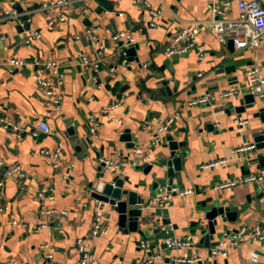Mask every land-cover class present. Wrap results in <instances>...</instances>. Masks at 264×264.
<instances>
[{"label":"crops","instance_id":"crops-1","mask_svg":"<svg viewBox=\"0 0 264 264\" xmlns=\"http://www.w3.org/2000/svg\"><path fill=\"white\" fill-rule=\"evenodd\" d=\"M49 1L0 0V37L4 36L0 40V81L4 82L0 116L18 126L10 129L0 124V161L19 164L24 172L21 178L13 177L0 166V260L79 264L77 239L84 238L97 264H144L155 253L161 257L154 264H254L257 259L264 263V241L257 238L238 242L226 255L213 254L227 233L242 226L264 229L263 182L218 187L222 181L264 169V149L252 152L247 161L234 153L241 145L255 143L258 133L264 136V99L245 100L249 94L246 70L257 66L264 74V34L257 46L244 49L230 45L229 39L220 40L210 21L211 4L222 0H149L159 11L153 19L150 9L136 0H72L61 10L64 20L54 26L48 24L50 13L42 9ZM230 1V6L223 7L227 11L223 16L235 18L237 3ZM16 2L21 12L14 7ZM7 12L30 21L22 26L5 18ZM193 23L200 26L203 60L199 48L167 56L174 33ZM89 27L96 28L106 45V60L92 73L81 61V53L94 57L91 39L85 34ZM33 28L41 36L27 45L23 41L26 31ZM121 30L133 36L130 44L113 38ZM129 47L135 53L128 56ZM50 57L59 60L65 72L64 97L58 108L34 76L35 62ZM12 58L26 63L10 69ZM231 88L241 92L226 101L215 98L190 104L195 97ZM236 116L248 123L239 125ZM159 118H173V124L161 142L153 143ZM41 122H47L52 133L39 130ZM148 123L152 126L147 127ZM171 143L178 145L177 154L182 156V171L173 185L192 192L174 195L162 214L152 216L148 223L140 219L135 231L121 228L104 202L98 217L99 201L91 195V183L120 176L127 188L151 201L164 186L157 180L162 174L155 177L156 169L147 170L144 164L160 163L170 153ZM60 145L63 152L54 167L45 151ZM137 147L142 148L143 159L135 152ZM118 156L120 168L104 165V159ZM221 158L228 159L227 163L203 167ZM43 187L55 198L42 200ZM43 205L56 211L47 213ZM217 205L229 207V216L226 212L219 216L221 226L207 238V213ZM156 207L149 206L151 210ZM98 218L108 231L90 238ZM165 224L174 227L177 237L191 235L194 245L166 248ZM44 244L52 248V260L44 257ZM173 257L197 260L174 262Z\"/></svg>","mask_w":264,"mask_h":264},{"label":"built area","instance_id":"built-area-1","mask_svg":"<svg viewBox=\"0 0 264 264\" xmlns=\"http://www.w3.org/2000/svg\"><path fill=\"white\" fill-rule=\"evenodd\" d=\"M140 4H143L147 8L150 9V16L155 17L158 14V10L152 8L149 0H136ZM72 0H50L49 2H45L42 6V9L48 11L50 13V18L48 24L50 26H54L57 22L64 20V15L61 13L62 8H64L67 4L71 3ZM237 8H238V16L235 18H228L223 16L227 13L224 6H230V0H222L219 2L214 1L212 6L213 17L211 22L212 31L220 38L222 41H227L228 39L232 40L235 47L238 49H244L248 47H255L259 44L262 35L264 34V0H236ZM59 11V12H58ZM21 14L16 12H7L5 18H11L19 21V23L24 26L25 22L30 21V18L25 20L21 19ZM152 17V19H153ZM153 26L156 25L155 20L151 23ZM200 32V26L196 23L182 26L179 28L172 37V43L166 49L167 56H173L175 54H183L187 53L194 48H199L200 51V61L204 58L203 48L204 46L200 44L198 35ZM85 34L90 37L91 45L93 47L94 57H90L88 54L81 53V61L84 64L86 70L89 73L98 72L101 63L106 60L105 51L106 45L100 36L97 33L96 28L89 27L85 29ZM41 36V32L35 28L29 29L26 31V35L24 37V43L27 45H31L36 39ZM4 36L0 37V40L3 39ZM113 38L115 40L125 39L130 44L133 41V36L126 31H117ZM122 51L119 53L121 54ZM26 62L21 58H12L10 60V69L14 67L24 65ZM36 72L34 76L41 86L44 94L47 96L49 101L53 103L57 108L60 106L64 94H63V83L65 78V72L63 70V66L59 60L56 58H45L40 59L35 62ZM114 70V68H111ZM94 74V73H93ZM246 76L249 81L247 91L253 94L256 98L264 99V74L260 70L259 67L253 66L246 70ZM4 84V82L0 81V86ZM240 88H231L229 90H224L218 94H209L202 95L193 98L190 100L191 105L196 104H205L210 100L215 98H221L226 101L237 93H240ZM118 104L112 106L115 108ZM155 121V120H154ZM234 121L239 125L247 124L248 119L241 118L236 116ZM0 124H2L5 128L16 129L18 126L13 124L8 118L0 116ZM173 124V118H159L155 121V132L156 135L153 137V143H159L162 141L163 134L168 131V129ZM152 126L151 123L147 124V127ZM39 130L44 131L46 133H52V128L47 122H41L39 124ZM37 133V132H36ZM257 144H245L237 147L234 150L236 155L241 156L245 161L248 160L249 155L252 152L256 151ZM63 152V146L60 145L53 150H46L45 154L50 160L52 166H58V160ZM135 152L138 156H141L143 153L142 148L137 147ZM143 159V156H141ZM228 159L221 158L211 162H207L203 167H212L215 165L225 164ZM108 169H118L122 165V161L120 156L112 157L108 159H104ZM0 166L7 168V174L13 177L21 178L24 175L23 170L19 164H10L7 165L3 161H0ZM252 181H260L264 183V169L258 171L256 173H251L243 177L239 178H231L226 181H222L218 184V187L224 188L229 186H234L241 182H252ZM2 184L0 181V199L2 198ZM48 189L43 187L39 192V197L43 200L44 198L54 199L55 194L47 195ZM192 190L190 188H183L178 185H165L162 187L160 194L150 201V205H156L160 209L167 208L170 204V200L174 195H185L191 193ZM44 206V205H43ZM103 203L99 201L97 205V215L98 217L101 215ZM44 211L47 213L55 212L54 208L48 209L44 206ZM13 223H18L16 220H12ZM164 231L167 233L165 238L163 239L164 246L169 249H176L185 246H193L194 240L191 235L186 236L185 238L177 237L173 234L174 227L171 224H165L163 227ZM108 231V227L102 221L101 218L97 219V222L94 224L92 232L90 234V238L98 237L104 232ZM229 236V237H228ZM248 238H257L259 240L264 241V229L260 227H255L254 229L248 230L246 226L240 227L234 233L229 235L228 233L225 237L220 241V243L214 247L213 254L214 255H226L228 254V250L231 246H234L238 242L242 240H246ZM78 250L80 252V261L79 264H97V261L93 258L91 252L88 249L86 241L84 238L77 239ZM44 249V257L48 260H52L53 252L52 248L48 244H44L42 246ZM161 257V253H155L151 256H147L144 260V264H154V261ZM174 262H194L197 258L193 257H173ZM0 264H16L14 261H2L0 260Z\"/></svg>","mask_w":264,"mask_h":264},{"label":"water","instance_id":"water-1","mask_svg":"<svg viewBox=\"0 0 264 264\" xmlns=\"http://www.w3.org/2000/svg\"><path fill=\"white\" fill-rule=\"evenodd\" d=\"M14 7L17 9V12L22 11L19 2H16ZM229 44L234 45L231 39L229 40ZM126 53L128 56L130 54H134L135 48H127ZM245 100L246 102L256 101V97L249 93L245 95ZM257 135L258 136L255 139L257 144L256 148L264 149V136L260 133ZM169 146L171 149L170 153L166 156V158L159 159L160 163L155 164L153 162H147L144 164L147 170L152 168L156 169L154 172L155 177L159 174H162V176L157 177V180L164 186L173 185L175 177L179 176L182 171V156L177 154L179 149L178 145L176 143H171ZM75 147L77 150L80 149L79 144H77ZM90 186L92 188L91 195L93 198L104 202L111 207L112 212L116 216L117 223L121 228L128 227V229L135 231L139 227L140 219L142 222L148 223L152 216L163 213V209H160L159 207L151 210L149 208L150 201L145 200L142 196H139L135 190L127 188L125 186V181L120 176L99 181L97 180L91 183ZM228 211L229 207L217 205L211 210V212L207 213V218L209 219L207 238H212L217 233V228L221 226L219 224L218 217L220 216L222 218L225 215V212L226 215L229 216ZM163 222H165V220H163ZM155 223L160 225L159 221H156ZM254 264L264 263H260L257 259L255 260Z\"/></svg>","mask_w":264,"mask_h":264}]
</instances>
